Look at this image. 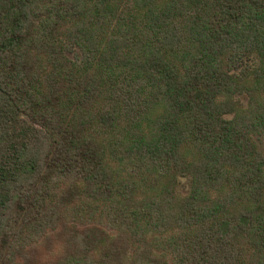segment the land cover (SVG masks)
<instances>
[{"label": "trees", "instance_id": "trees-1", "mask_svg": "<svg viewBox=\"0 0 264 264\" xmlns=\"http://www.w3.org/2000/svg\"><path fill=\"white\" fill-rule=\"evenodd\" d=\"M262 132L264 0H0V264H264Z\"/></svg>", "mask_w": 264, "mask_h": 264}, {"label": "rangeland", "instance_id": "rangeland-1", "mask_svg": "<svg viewBox=\"0 0 264 264\" xmlns=\"http://www.w3.org/2000/svg\"><path fill=\"white\" fill-rule=\"evenodd\" d=\"M254 61L258 62V64L261 63V59L259 57H254ZM257 64V65H258ZM251 80V79H250ZM256 93V94H255ZM249 95L248 92H245L244 94H235L234 97H232L230 103H229V112L225 114V118L232 119L235 115H243L249 111V107L253 101V97H255L257 94H261L260 92H255ZM256 98V97H255ZM255 107V104H253ZM253 139H255L256 143L258 144V149L262 152L264 155V132L259 134L252 135ZM175 192L182 197L186 198L189 195L192 194V188L190 185L189 178L178 176L177 185L175 187ZM79 230L82 231V229L85 228L86 235L88 239L91 241L93 246H102V250H108L109 248H114V251H119L123 245L122 242L119 240H115L112 237V234H109L108 231L102 230L97 227H86L82 226L80 223L78 224ZM53 235H50L49 237L45 238L43 241H41L36 247L35 251L40 252H46V250L54 248V245L56 242H54L51 237ZM155 264H167L166 259H164L161 255L158 257L157 262Z\"/></svg>", "mask_w": 264, "mask_h": 264}]
</instances>
